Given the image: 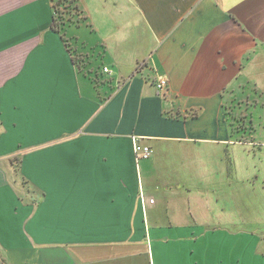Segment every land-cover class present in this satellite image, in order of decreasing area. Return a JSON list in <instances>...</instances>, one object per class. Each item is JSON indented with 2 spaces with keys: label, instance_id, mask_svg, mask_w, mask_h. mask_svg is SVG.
I'll return each instance as SVG.
<instances>
[{
  "label": "crops",
  "instance_id": "obj_1",
  "mask_svg": "<svg viewBox=\"0 0 264 264\" xmlns=\"http://www.w3.org/2000/svg\"><path fill=\"white\" fill-rule=\"evenodd\" d=\"M77 3L57 32L51 0H0V264H237L264 228V0Z\"/></svg>",
  "mask_w": 264,
  "mask_h": 264
},
{
  "label": "rangeland",
  "instance_id": "obj_2",
  "mask_svg": "<svg viewBox=\"0 0 264 264\" xmlns=\"http://www.w3.org/2000/svg\"><path fill=\"white\" fill-rule=\"evenodd\" d=\"M64 1L65 6H68L71 0ZM261 128L264 129V125ZM236 236L235 256L237 264H264V228L246 233H237Z\"/></svg>",
  "mask_w": 264,
  "mask_h": 264
},
{
  "label": "trees",
  "instance_id": "obj_3",
  "mask_svg": "<svg viewBox=\"0 0 264 264\" xmlns=\"http://www.w3.org/2000/svg\"><path fill=\"white\" fill-rule=\"evenodd\" d=\"M51 2L54 12L52 28L55 31L61 32L67 25H79L80 22L84 20L82 11L78 6L77 0H71L70 3H68V6H65L64 0H51ZM67 10L68 12H66Z\"/></svg>",
  "mask_w": 264,
  "mask_h": 264
},
{
  "label": "built area",
  "instance_id": "obj_4",
  "mask_svg": "<svg viewBox=\"0 0 264 264\" xmlns=\"http://www.w3.org/2000/svg\"><path fill=\"white\" fill-rule=\"evenodd\" d=\"M103 71L105 73H108L109 69L104 68ZM156 88L158 94L165 93L168 89V81L166 80V78H164L163 76H159L156 81ZM134 152L136 154V158H140V159H148L152 154L151 148H149L148 146H141L138 144L134 145ZM151 202L153 201L151 200Z\"/></svg>",
  "mask_w": 264,
  "mask_h": 264
}]
</instances>
